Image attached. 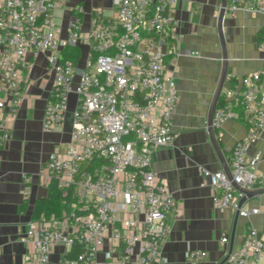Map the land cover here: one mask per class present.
<instances>
[{
  "label": "built area",
  "instance_id": "obj_1",
  "mask_svg": "<svg viewBox=\"0 0 264 264\" xmlns=\"http://www.w3.org/2000/svg\"><path fill=\"white\" fill-rule=\"evenodd\" d=\"M177 1L112 0L110 7L92 4L89 9L76 4V12L90 14V26L84 29L79 15L71 17L62 36L56 12L68 0H0V109L6 121L0 125V147L10 139L7 123L17 117L26 98L23 85L28 76L23 70L33 66L30 57L46 52L52 75L44 130L63 124L71 95H76L67 148L51 151L46 165L67 207L60 215L29 223L20 238L27 247L26 264H50L58 245L63 246L59 264H95L107 239V255L117 264H127L134 254L136 264L163 260L168 216L178 204L168 183L152 169V157L176 136L172 115L180 94L167 57L181 53ZM225 9L231 14H264V0H227ZM75 46L81 57L64 60L63 50ZM259 49L264 52V34ZM222 92L214 126L239 118L236 104L248 133L233 147V180L224 170L202 164L198 172L208 181L215 207L234 208L247 218L261 215L264 224V205H240L244 194L233 184L264 187V173L256 172L258 158L248 154L249 145L264 138V67L246 74L241 89L227 87ZM228 238L226 232L221 234L222 242ZM75 243L80 250L69 257ZM186 256L198 263L207 251L187 249ZM263 259L264 230L249 224L227 260L262 264Z\"/></svg>",
  "mask_w": 264,
  "mask_h": 264
},
{
  "label": "crops",
  "instance_id": "obj_2",
  "mask_svg": "<svg viewBox=\"0 0 264 264\" xmlns=\"http://www.w3.org/2000/svg\"><path fill=\"white\" fill-rule=\"evenodd\" d=\"M76 4L86 9L92 4L107 8L112 0H68L66 7L56 12V24L62 36L67 34L71 17L79 15L84 29L90 26V14L76 12ZM218 14V0H178L175 7L180 21L181 53L167 60L180 94L172 115L176 136L170 144L155 150L152 169L168 183L178 207L168 216L169 233L162 242L163 260L159 264H230L225 257L240 246L247 226L251 224L259 231L264 230L261 215L247 218L234 208L215 207L208 181L198 172L201 164L213 171L222 169L207 132L209 108L222 70ZM223 30L229 52L223 89H241L246 74L264 67V52L259 49L264 14L246 10L235 14L226 12ZM30 58L34 60L33 66L23 70L28 76L23 85L26 98L17 117L7 123L10 139L0 147V264H26L27 247L20 238L31 221L45 216L47 208L39 202L47 198L52 179L46 168L48 155L56 148L66 150L72 131L75 94L71 95L63 124L52 131L43 129L52 75L47 69L46 52ZM221 95L222 101L223 92ZM234 109L239 118H229L215 127L229 165L235 143L248 133L241 106L235 104ZM4 123L5 110L0 109V125ZM248 154L258 158L257 174L264 173V138L252 142ZM242 205L245 208L263 206L264 194L247 198ZM60 211L52 210L50 214L60 215ZM223 232L228 234L227 242L221 240ZM110 246L107 239L95 264H117L107 255ZM187 249L205 250L207 256L193 263L186 256ZM62 255L63 246H56L50 264H59ZM261 263L264 264V259ZM127 264H136L135 254Z\"/></svg>",
  "mask_w": 264,
  "mask_h": 264
},
{
  "label": "water",
  "instance_id": "obj_3",
  "mask_svg": "<svg viewBox=\"0 0 264 264\" xmlns=\"http://www.w3.org/2000/svg\"><path fill=\"white\" fill-rule=\"evenodd\" d=\"M227 0H221V4H220V8H219V14H218V18H217V30H218V36H219V40H220V45H221V51H222V70H221V75H220V80L219 83L217 85L214 97L212 99L210 108H209V113H208V118H207V132L211 141V144L213 146L214 152L217 156V158L220 161V164L222 166V170H224L227 174V176L229 177V179L233 180L232 174H231V168L230 165L228 164L227 160L224 157V153L220 148L218 139L216 137V128L214 126V113L215 110L217 108L219 99L221 97V92L223 90L226 78H227V74H228V65H229V52H228V47H227V41L224 35V18H225V14H226V6ZM234 186L236 187L237 190H239L240 192H242L244 194V196L242 197L241 201H240V205L243 204V202L247 199V198H251L254 196H258L261 194H264V187H259V188H255V189H248V188H244L242 186H240L238 183H236L235 181H233ZM228 254L227 253L225 260H227L228 258Z\"/></svg>",
  "mask_w": 264,
  "mask_h": 264
},
{
  "label": "trees",
  "instance_id": "obj_4",
  "mask_svg": "<svg viewBox=\"0 0 264 264\" xmlns=\"http://www.w3.org/2000/svg\"><path fill=\"white\" fill-rule=\"evenodd\" d=\"M81 49L78 46L75 47H69L63 50L62 53V58L65 59H73L77 61L81 57ZM221 103V99L219 100L218 104ZM71 197L69 196L67 198V202L70 201ZM64 197L62 196V192L58 187L57 181L52 178L50 182V188H49V193L46 199L41 200L39 204H42L44 207H46V213L45 216H48L52 210L53 212L55 211H60L62 210V207H67L65 203H63ZM55 204V205H54ZM52 209V210H51ZM61 213V211H60ZM80 250V245L78 243L74 244V247L72 251L68 254L69 257L75 256Z\"/></svg>",
  "mask_w": 264,
  "mask_h": 264
}]
</instances>
